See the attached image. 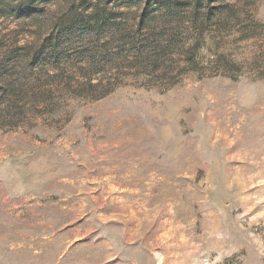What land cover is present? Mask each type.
<instances>
[{"label":"rangeland","instance_id":"obj_1","mask_svg":"<svg viewBox=\"0 0 264 264\" xmlns=\"http://www.w3.org/2000/svg\"><path fill=\"white\" fill-rule=\"evenodd\" d=\"M227 1L242 10L226 26L178 28L201 63L182 71V56L170 81L90 69V39L48 49L56 14L128 0L0 15V62L72 57L37 62L40 101L0 128V264H264V0Z\"/></svg>","mask_w":264,"mask_h":264},{"label":"trees","instance_id":"obj_2","mask_svg":"<svg viewBox=\"0 0 264 264\" xmlns=\"http://www.w3.org/2000/svg\"><path fill=\"white\" fill-rule=\"evenodd\" d=\"M25 2L26 0H0V15L19 19L36 18L37 14L44 15L37 13L41 11H37L30 3V10L25 16ZM128 3L126 8L124 5L117 9L94 6L91 10L80 12L69 9L66 13L56 14L61 22H57L58 27L55 24L54 28L49 29L51 36L45 38L49 41L48 49L57 56L64 45L61 42L66 41L72 45L76 40L88 42L90 39L88 45L96 41L97 51L91 53L89 50H83L82 56H77L90 69L104 73L113 66H116V71L125 67L135 73L150 75L156 80L170 81L181 73L175 72V67L180 64L179 59L182 56L187 66V69L182 71L192 72L196 67L199 68L201 63L196 57V44H186V39L179 33L180 26L186 21L192 22L195 28L202 30L201 36L199 35L202 38L203 27L206 28L212 23L219 27L226 26L240 12L239 6L238 8L227 0H156L154 3L128 0ZM109 44L116 45L115 52ZM71 60L72 57L65 53L64 57L59 58L0 62V128L13 124L17 118L25 117L29 109L27 105H36L40 101L41 94L36 92L33 83L28 82L31 81L28 76L35 74L33 67H36L37 62L41 64V69L50 65L58 69ZM215 61L216 66L235 68L223 54ZM89 68H86V72L90 71ZM36 79L40 80L39 77ZM116 81L117 77L108 78L104 83L100 80L99 83H94L91 80L89 88H105L103 97L113 92L118 84Z\"/></svg>","mask_w":264,"mask_h":264}]
</instances>
